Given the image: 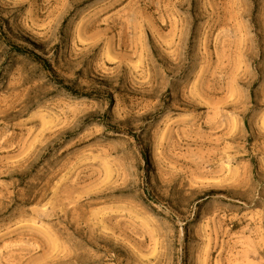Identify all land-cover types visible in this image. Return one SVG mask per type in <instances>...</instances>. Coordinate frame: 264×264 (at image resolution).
<instances>
[{"label": "rangeland", "instance_id": "obj_1", "mask_svg": "<svg viewBox=\"0 0 264 264\" xmlns=\"http://www.w3.org/2000/svg\"><path fill=\"white\" fill-rule=\"evenodd\" d=\"M0 264H264V0H0Z\"/></svg>", "mask_w": 264, "mask_h": 264}]
</instances>
